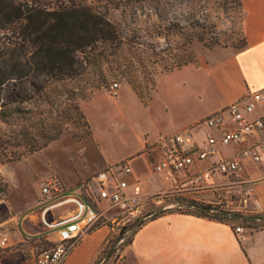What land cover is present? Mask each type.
I'll return each instance as SVG.
<instances>
[{
	"label": "rangeland",
	"instance_id": "1",
	"mask_svg": "<svg viewBox=\"0 0 264 264\" xmlns=\"http://www.w3.org/2000/svg\"><path fill=\"white\" fill-rule=\"evenodd\" d=\"M86 2L98 8L119 28L126 38L125 43L110 59L90 63L77 78L56 84L47 96H36L20 111L0 120V258L4 264H17L54 246L51 241H55L56 235L51 232L46 233L51 241L44 237L37 240L26 238L39 230L33 222L26 226L25 219L39 209L42 181L54 176L67 186L81 187L106 166L100 140L85 112L86 104L101 94L119 100L123 89H130L142 103L131 79L144 98L154 97L159 91L155 113L161 124L169 119V113L176 129L196 120H205L219 110L223 92L213 80L207 81L208 74L204 70L224 62L230 55L228 51L235 53L246 46L238 0ZM189 58L197 63L168 71L178 61ZM114 84L119 87L113 89ZM108 105L110 103L101 101L94 109L89 108L90 116L100 130L106 160L121 157L125 152L123 141L136 138L135 132L129 129L109 128L108 119L101 118L102 112L108 113L107 118L110 116L113 107ZM130 106L137 107L134 103ZM115 112L118 116L124 115V112ZM140 113V107H137L128 116L136 126L135 118ZM201 122L194 125L201 126ZM192 129L194 127L188 128ZM57 134L58 139L47 147L20 157L32 143ZM154 161L152 156L150 162ZM259 169L264 170V166ZM147 170L145 165L143 171ZM155 180L153 174L146 183L154 187ZM146 183L141 186L144 188ZM212 193L214 200L220 202H208L209 198L200 195L198 200L176 196L166 199L160 206L151 204L147 207L153 213L150 220L170 211L198 213L196 207L190 206L193 201L241 214L235 222L248 229L245 220L264 214V211L254 209L255 201L248 199L245 192L223 189ZM218 212L207 211L209 215ZM263 225L261 222L259 228ZM104 227L87 264H129L125 250L142 225L109 224ZM32 229L36 231L31 232ZM95 235L84 239L73 253Z\"/></svg>",
	"mask_w": 264,
	"mask_h": 264
},
{
	"label": "crops",
	"instance_id": "2",
	"mask_svg": "<svg viewBox=\"0 0 264 264\" xmlns=\"http://www.w3.org/2000/svg\"><path fill=\"white\" fill-rule=\"evenodd\" d=\"M238 1H240L242 8L246 46L235 53L228 51L230 55L224 62L213 69L204 70L208 74L207 81L213 80L214 84L219 86L223 92L221 105L217 112L246 97L249 92L264 90V0ZM158 92L157 90L149 104L141 103L130 89H123L120 92L119 100L112 97L107 98L101 94L85 106L88 120L100 140L104 158L106 157L104 159L106 166L100 171L129 160L134 170L130 177L131 181L138 180L141 183H146L153 174L156 176L154 187L145 184L143 188L145 194L158 193L168 190L172 186L168 172L157 174L153 171V167L151 168L148 156L150 143L158 137L172 136L179 131H187L188 128L194 127L191 131L195 143L199 147H204L206 134L208 133L205 126H198L200 121L203 120H196L184 125L187 126L186 128H182L184 127L182 126L176 129L170 113L165 124H161L155 113V104L159 98ZM101 101L110 103L108 106L113 107L110 118H107V112H102L101 116L103 119H108L110 129H129L136 134L134 141H123L125 152L121 157H113L109 160H106L107 155L102 145L100 130H98V126H96L93 117L89 113V108L94 109ZM130 103H134L138 108L140 107L141 115L135 118L138 126L133 124L128 117L137 108L131 107ZM114 109L120 111V113L124 112V115L121 113V116H118ZM213 113H216V111ZM197 122L199 123L194 125ZM190 125L192 126L189 127ZM233 128H235V125L227 123L223 126L222 131L216 130V134L221 135ZM249 140L253 141V138L249 137ZM233 153V148L223 147L220 154L215 156L211 162L228 157ZM145 165L148 166L147 171H143ZM209 165L210 162L198 164L192 171L207 168ZM262 166H264V158L258 164L248 160L238 176L234 178L217 176L212 182H229V180L237 179H252L255 181V179H258L253 185L254 193L248 196V199L255 201V210L264 211V170L259 169ZM66 187L74 188L76 186L66 185ZM225 189L234 192L239 191L243 194L246 188L243 190L242 186L228 183ZM212 196L211 191L203 194V197L209 198L208 202H220L218 199L214 200ZM41 198L40 192V201ZM47 206L38 203V211L25 219L26 226L33 222V226L39 228L37 233H31L26 238L46 235V231L41 224V214ZM65 211V208H58L50 212L49 217L54 219L65 213ZM104 228L94 232L93 234L96 233V235L78 248L75 253H72L65 264H87L93 247L102 236ZM35 231L32 229L31 232ZM125 254L129 264H264V229L246 228L244 233L237 234L231 224L192 213L170 211L146 222L135 234L132 243L125 250ZM1 260L4 264L2 258Z\"/></svg>",
	"mask_w": 264,
	"mask_h": 264
},
{
	"label": "built area",
	"instance_id": "3",
	"mask_svg": "<svg viewBox=\"0 0 264 264\" xmlns=\"http://www.w3.org/2000/svg\"><path fill=\"white\" fill-rule=\"evenodd\" d=\"M118 87V84L113 85V89ZM227 123L235 125V128L217 135L216 130L222 131ZM201 126L208 129L204 147L196 145L191 130L161 136L150 143L148 156L149 159L152 156L155 158L154 162H150L153 171L157 174L168 172L170 175L172 186L166 191L145 194L141 182L130 179L134 170L129 160L98 172L81 187L67 188L54 176L42 181L39 204L48 206L42 211L41 224L46 233H54L56 239L51 241L47 234L41 236L54 242V246L23 259L19 264H65L77 246L101 227L109 224L142 225L153 215L147 207L151 204L163 205L170 197L186 196L198 200L207 191L223 190L228 183L246 187L245 193L253 195L255 181L252 179L212 181L217 176H238L248 160L257 164L263 161L264 90L249 92L221 112L207 117ZM223 147L233 148L234 153L211 162ZM204 162H210V165L192 171ZM58 208H65V213L51 219L50 212ZM234 229L237 234L246 230L240 225L234 226Z\"/></svg>",
	"mask_w": 264,
	"mask_h": 264
},
{
	"label": "trees",
	"instance_id": "4",
	"mask_svg": "<svg viewBox=\"0 0 264 264\" xmlns=\"http://www.w3.org/2000/svg\"><path fill=\"white\" fill-rule=\"evenodd\" d=\"M125 39L105 14L86 0H0V120L20 111L36 96H47L56 84L77 78L90 63L110 59ZM196 63L193 58L178 61L168 71ZM129 80L149 104L153 97L144 98L135 81ZM58 137L50 135L32 143L20 157L42 150ZM190 206L198 209L196 215L233 226L242 216L197 201ZM209 210L219 212L209 215ZM261 222L264 214L245 220L250 229H264V225L259 228Z\"/></svg>",
	"mask_w": 264,
	"mask_h": 264
}]
</instances>
